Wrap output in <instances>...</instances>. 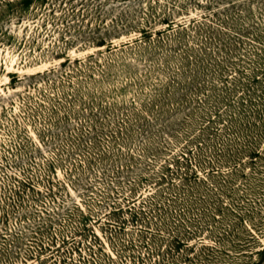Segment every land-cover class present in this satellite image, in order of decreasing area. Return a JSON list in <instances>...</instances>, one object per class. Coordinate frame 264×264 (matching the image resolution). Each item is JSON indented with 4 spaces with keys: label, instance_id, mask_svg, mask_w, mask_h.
I'll use <instances>...</instances> for the list:
<instances>
[{
    "label": "rangeland",
    "instance_id": "374dc122",
    "mask_svg": "<svg viewBox=\"0 0 264 264\" xmlns=\"http://www.w3.org/2000/svg\"><path fill=\"white\" fill-rule=\"evenodd\" d=\"M0 28V264H264V0H33Z\"/></svg>",
    "mask_w": 264,
    "mask_h": 264
},
{
    "label": "trees",
    "instance_id": "16d2710c",
    "mask_svg": "<svg viewBox=\"0 0 264 264\" xmlns=\"http://www.w3.org/2000/svg\"><path fill=\"white\" fill-rule=\"evenodd\" d=\"M33 0H4V1H1L3 2L1 5L2 9H0V15H5L6 13H8L9 11L11 10H17V12H21L23 13L27 8L30 7L31 5V2ZM69 2L70 0H41V5H45L46 3H49L50 5L54 7H61L62 5H64L65 2ZM5 6L7 8H5ZM0 7V8H1ZM5 8V9H4ZM75 9L73 10V13H75ZM89 13V12H88ZM110 13H108L109 15ZM75 16L77 15V13L74 14ZM65 18L68 16L66 13L64 14ZM125 16L127 17V15L125 14ZM62 18V17H61ZM129 20V18H126ZM103 22V20L101 19V23ZM100 23L99 25L97 26V28L99 29L100 31V34L96 37V40L97 42H99V45L103 46V45H106L107 44V41L109 38H111L113 32H116V28H113V29H106V31H102V29H100ZM125 26V25H124ZM186 27L185 24H183V28ZM2 29V28H0ZM99 31L97 33H99ZM150 31L149 30H144L143 33L144 34H148ZM113 42H109V44H112ZM67 60H70L69 58ZM255 80H259V77H255ZM259 153V152H257ZM174 239L176 240V245L175 247L176 248H179L181 244H184L186 243L184 239L182 238H179L177 236L174 237ZM187 246H190L189 244H186Z\"/></svg>",
    "mask_w": 264,
    "mask_h": 264
}]
</instances>
